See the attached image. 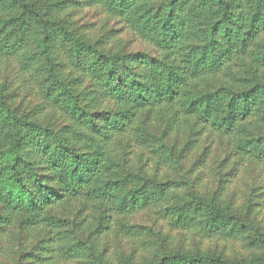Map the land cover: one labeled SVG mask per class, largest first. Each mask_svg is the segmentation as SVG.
Returning <instances> with one entry per match:
<instances>
[{"label":"trees","instance_id":"16d2710c","mask_svg":"<svg viewBox=\"0 0 264 264\" xmlns=\"http://www.w3.org/2000/svg\"><path fill=\"white\" fill-rule=\"evenodd\" d=\"M88 7L113 25L78 24ZM4 247L13 264H264V0H0Z\"/></svg>","mask_w":264,"mask_h":264},{"label":"rangeland","instance_id":"374dc122","mask_svg":"<svg viewBox=\"0 0 264 264\" xmlns=\"http://www.w3.org/2000/svg\"><path fill=\"white\" fill-rule=\"evenodd\" d=\"M77 21L78 24H94L96 29L100 31V29L103 28H108L111 25H113V21L107 19L104 17V15L101 13L100 9L97 7H88V8H83L81 9L77 15L74 17ZM123 37L126 39H130L132 42V45L130 49L132 50H144L151 52L153 51L151 46L141 42L137 37H134L132 34L129 32H124ZM256 178V177H255ZM243 180L245 181V184L247 182H252L254 181V177L252 178L251 175H243ZM243 184V183H242ZM137 222L142 225H151V227L157 231L159 230V225L155 222H153V218L149 217L148 214L142 213L136 218ZM161 232L163 234L168 233L170 236V241L171 244H176L179 241L184 240L186 244H189L190 246H194L198 242V237L195 232H190V231H185V232H180V231H169L165 225H163L160 228ZM11 236V241L10 238L5 236L4 242L7 245H13L15 247L16 244H19L17 240L15 239V235L13 233L10 234ZM14 239V240H13ZM207 244L206 247H215L218 250L221 248H226L228 254H238L240 252V246L237 243L233 242H226L220 239H213L211 241L205 242ZM6 246V245H5ZM122 246V245H121ZM125 246V245H124ZM116 248H119L117 245H115ZM3 253L0 256V264H13V261L15 259V255L13 256V252L8 250V247H4ZM7 248V249H6Z\"/></svg>","mask_w":264,"mask_h":264}]
</instances>
